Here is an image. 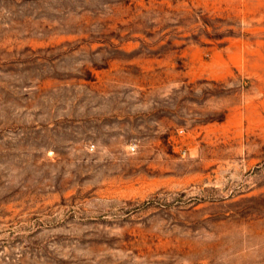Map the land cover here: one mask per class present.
<instances>
[{
	"label": "rangeland",
	"instance_id": "1",
	"mask_svg": "<svg viewBox=\"0 0 264 264\" xmlns=\"http://www.w3.org/2000/svg\"><path fill=\"white\" fill-rule=\"evenodd\" d=\"M0 264H264V0H0Z\"/></svg>",
	"mask_w": 264,
	"mask_h": 264
}]
</instances>
